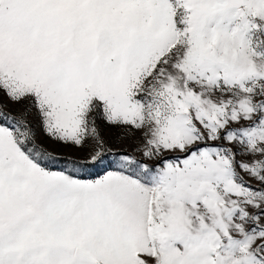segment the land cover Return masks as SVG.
<instances>
[{
    "label": "snow or ice",
    "instance_id": "snow-or-ice-1",
    "mask_svg": "<svg viewBox=\"0 0 264 264\" xmlns=\"http://www.w3.org/2000/svg\"><path fill=\"white\" fill-rule=\"evenodd\" d=\"M0 264H264V0H0Z\"/></svg>",
    "mask_w": 264,
    "mask_h": 264
},
{
    "label": "rangeland",
    "instance_id": "rangeland-1",
    "mask_svg": "<svg viewBox=\"0 0 264 264\" xmlns=\"http://www.w3.org/2000/svg\"><path fill=\"white\" fill-rule=\"evenodd\" d=\"M65 151H73L72 149H65Z\"/></svg>",
    "mask_w": 264,
    "mask_h": 264
}]
</instances>
